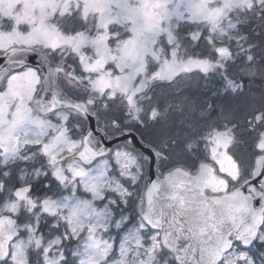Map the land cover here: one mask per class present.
Returning a JSON list of instances; mask_svg holds the SVG:
<instances>
[{
    "label": "snow or ice",
    "instance_id": "snow-or-ice-1",
    "mask_svg": "<svg viewBox=\"0 0 264 264\" xmlns=\"http://www.w3.org/2000/svg\"><path fill=\"white\" fill-rule=\"evenodd\" d=\"M0 264H264V0H0Z\"/></svg>",
    "mask_w": 264,
    "mask_h": 264
},
{
    "label": "rangeland",
    "instance_id": "rangeland-1",
    "mask_svg": "<svg viewBox=\"0 0 264 264\" xmlns=\"http://www.w3.org/2000/svg\"><path fill=\"white\" fill-rule=\"evenodd\" d=\"M10 2L13 4V6L15 5L16 0H10ZM230 162H228L227 160L224 161L225 166H228Z\"/></svg>",
    "mask_w": 264,
    "mask_h": 264
}]
</instances>
